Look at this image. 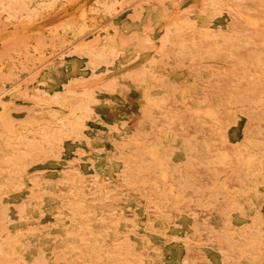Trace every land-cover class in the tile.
Returning <instances> with one entry per match:
<instances>
[{"label":"rangeland","instance_id":"1","mask_svg":"<svg viewBox=\"0 0 264 264\" xmlns=\"http://www.w3.org/2000/svg\"><path fill=\"white\" fill-rule=\"evenodd\" d=\"M96 1L0 0V264H264V0Z\"/></svg>","mask_w":264,"mask_h":264},{"label":"bare ground","instance_id":"2","mask_svg":"<svg viewBox=\"0 0 264 264\" xmlns=\"http://www.w3.org/2000/svg\"><path fill=\"white\" fill-rule=\"evenodd\" d=\"M46 1H48V0H46ZM70 1H72V3H74L73 4V6L75 5V2L77 3V1L78 0H70ZM93 1H95L94 2V4H93V7H91V8H89L92 12L89 14L91 17H93L94 19L96 18V19H99L98 18V14H97V12H98V5H99V3H98V1H96V0H93ZM104 1V0H103ZM110 1V0H109ZM91 2V1H90ZM186 2V1H185ZM19 3V2H18ZM29 3V2H28ZM31 4H32V2H30ZM93 3V2H92ZM107 3H108V1H107ZM89 4H91V3H89ZM110 4V3H109ZM109 4H107V5H109ZM17 5H19V4H17ZM16 5V6H17ZM21 5V4H20ZM29 5V4H28ZM52 5V3H50V6ZM54 5V4H53ZM85 5V4H84ZM183 5V4H182ZM60 6V5H59ZM92 6V5H91ZM175 6V5H174ZM179 6H181L180 4H179ZM72 7V6H71ZM90 7V6H89ZM110 7V5L108 6V8ZM112 7H114V6H112ZM169 7V6H168ZM49 8H51V7H49ZM52 8H54V7H52ZM83 8V7H82ZM85 8V7H84ZM148 8V7H147ZM146 8V9H147ZM169 8H172L171 6L169 7ZM78 9V8H77ZM145 9V10H146ZM179 9V8H178ZM55 10V9H54ZM212 10V9H211ZM81 11V10H80ZM88 11V10H87ZM121 11V10H120ZM172 11V10H171ZM175 11V10H174ZM3 12V11H2ZM78 12V11H77ZM85 12H86V8L85 9H83L82 10V12L81 13H79L78 14V19H76V21H75V23L73 24V25H68L67 26V33H68V35H70V37H71V39L70 40H74L75 38H76V36H79L80 34H82L86 29V27L88 26V25H90V23H87L88 21H86L85 20ZM109 11H106V13H108ZM173 12V11H172ZM24 12H22V14H20L21 16H24V14H23ZM147 13H148V11H147ZM31 14L32 13H29L28 14V16H31ZM69 14V13H68ZM104 14L105 13H103L102 15L104 16ZM158 14V13H157ZM172 14V13H171ZM33 15V14H32ZM144 15H145V13H144ZM107 16V15H106ZM151 16H153V15H151ZM162 16H164L163 14H162ZM161 15L159 16V15H157V17L156 18H158V20L161 22V17H162ZM88 17V16H87ZM169 17H170V15H169ZM168 17V18H169ZM106 18V17H105ZM111 18V17H110ZM118 18V17H117ZM145 18V17H144ZM143 18V19H144ZM167 18V19H168ZM61 19V18H60ZM88 19V18H87ZM154 19V18H153ZM17 20V19H16ZM37 19H35V21H36ZM119 20H121V19H119ZM155 20V19H154ZM157 20V19H156ZM165 20V19H164ZM91 21V20H90ZM122 21V20H121ZM120 21V22H121ZM167 21V20H166ZM23 22V21H22ZM126 23V22H125ZM153 23H154V21H153ZM158 23V22H157ZM176 23V22H175ZM179 23V22H178ZM14 24V23H13ZM32 24V23H31ZM124 24V23H123ZM129 24V23H128ZM91 25H93V24H91ZM126 25V24H125ZM130 25V24H129ZM182 26V25H181ZM91 27V26H90ZM99 27V26H98ZM129 27V26H128ZM127 27V28H128ZM89 28V27H88ZM96 28V27H95ZM124 28V27H123ZM129 28H131V27H129ZM204 29V28H203ZM12 32V31H11ZM15 33V32H14ZM8 34V33H7ZM29 34V33H28ZM12 35V34H11ZM30 36V35H29ZM3 37V36H2ZM110 37V36H109ZM4 38V37H3ZM106 39V38H105ZM108 39V38H107ZM77 41V40H76ZM3 42V41H2ZM65 42H67V39H64V40H61V41H59V42H57L56 43V45H49V46H47V47H45L44 49H42V48H33L36 52H37V55H36V58H35V62H34V64L33 65H38V63H40L41 61H43V60H45L47 57H49V55L51 54V53H53L54 51H56L57 49H59L60 47H62L64 44H65ZM73 43V42H72ZM117 46V45H116ZM35 47V46H34ZM66 48V47H65ZM78 48V47H77ZM80 48V47H79ZM108 48V47H107ZM64 50V49H63ZM50 52V53H49ZM56 55V54H55ZM51 56H53V55H51ZM51 58V57H50ZM1 62H2V60H1ZM46 62H47V60H46ZM44 64V63H43ZM42 64V65H43ZM10 65V64H9ZM40 65V64H39ZM39 67V66H38ZM37 68V67H36ZM8 69V68H7ZM35 69V68H34ZM76 69V68H75ZM72 70V69H71ZM31 71H33V70H31ZM30 71V72H31ZM29 73V72H28ZM21 73H20V70H17L15 73H13V74H10L8 77H7V79H16L17 78V76L18 75H20ZM26 76V75H25ZM44 77V76H43ZM22 78V77H21ZM39 79V78H38ZM16 82V81H15ZM14 82V83H15ZM39 82H41V79L39 80ZM13 83V84H14ZM42 83H44L43 81H42ZM59 83V82H58ZM86 84V83H85ZM77 85V84H76ZM57 86V85H56ZM55 86V83H54V85H51V91H53L54 93H57L58 95L60 94V93H62V91L63 90H61V89H58L57 87ZM59 86V85H58ZM10 87V86H9ZM14 88H18L17 86H15ZM29 88L30 89H35L36 88V84H32V85H30L29 86ZM7 89V88H6ZM36 89H38V91L40 90V88H36ZM5 90V89H4ZM3 90V91H4ZM41 90H42V88H41ZM46 90V91H45ZM44 90V92H46V93H48L47 91H48V89L46 88ZM31 91V90H30ZM22 93V92H21ZM1 94V93H0ZM8 94V93H7ZM32 94V93H31ZM56 94V96H55V94H54V100L58 97V95ZM11 95H12V93H11ZM49 96H50V94H48ZM53 95V94H52ZM51 95V96H52ZM61 95V94H60ZM8 96H9V94H8ZM51 96H50V98H51ZM61 96H63V95H61ZM56 97V98H55ZM15 98V97H14ZM13 98V99H14ZM64 98V97H63ZM43 99V98H42ZM45 99V98H44ZM52 99V100H53ZM64 100V99H63ZM66 100V99H65ZM49 101V100H48ZM56 101H58V99H56ZM56 101H54V102H56ZM87 101H88V99H87ZM19 102V101H18ZM41 103H42V100L40 101ZM52 102V101H51ZM89 103L91 102L90 100L88 101ZM15 103V102H14ZM63 103H65L64 101H63ZM89 103L86 105L85 103V109H84V107H83V110H85V112L84 113H86V109H88L86 106H88L89 105ZM45 104V103H44ZM50 104V103H49ZM58 104V103H57ZM83 104V103H82ZM41 105V104H40ZM62 105V104H61ZM80 105V104H79ZM79 105H78V108H79ZM2 106V105H1ZM4 106V105H3ZM42 106H44V105H42ZM59 106V105H58ZM81 106H80V108H82ZM89 107V106H88ZM66 108V107H65ZM77 108V107H76ZM80 108H79V111H81L80 110ZM91 107H89V109H90ZM3 109V108H2ZM87 110V112H89L90 110ZM77 110V109H76ZM92 110H93V108H92ZM91 110V111H92ZM83 112H81L80 114H78L79 115V118H78V116L76 115V119L75 120H81L80 118V116H81V114H82ZM83 113V114H84ZM1 114V113H0ZM77 114V113H76ZM82 114V115H83ZM88 115H89V113H87ZM87 114H86V117H87ZM75 115V114H74ZM101 117V116H100ZM85 118V117H84ZM74 120V121H75ZM77 121H75L76 122V124L78 123ZM69 123H71V122H69ZM69 123H68V125L67 126H69ZM136 123V122H135ZM3 124V123H2ZM80 124V127H82L81 126V123H79ZM72 125V124H71ZM75 124H73L71 127H73ZM78 125V124H77ZM2 126V125H1ZM76 128H77V126H76ZM76 128H75V130H76ZM72 128H70V131L71 132H73L72 130H71ZM68 131V130H67ZM72 134V133H71ZM70 135V134H69ZM68 135V136H69ZM27 145V144H26ZM26 145H25V147H26ZM34 145V144H33ZM29 147V146H28ZM34 150V149H33ZM32 151V150H31ZM45 152V151H44ZM49 157V156H48ZM16 159V158H15ZM39 161V160H38ZM41 161V160H40ZM0 178H2L1 176H0ZM9 189V188H8ZM4 190V189H3ZM23 191V190H22ZM134 247V246H133ZM139 252V251H138ZM134 253V252H133ZM127 253H125V255H126ZM134 255V254H133ZM147 255V254H146ZM145 256V255H144ZM125 257V256H124ZM147 257V256H146ZM123 259V258H122ZM113 260V259H112ZM117 260V259H116ZM127 260V259H126ZM124 261V260H123ZM118 262V261H117ZM124 263V262H123ZM126 263V262H125ZM133 263V262H132ZM138 263H139V261H138Z\"/></svg>","mask_w":264,"mask_h":264}]
</instances>
